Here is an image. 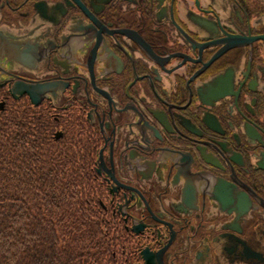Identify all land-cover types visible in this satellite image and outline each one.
I'll return each instance as SVG.
<instances>
[{"label":"flooded vegetation","instance_id":"obj_1","mask_svg":"<svg viewBox=\"0 0 264 264\" xmlns=\"http://www.w3.org/2000/svg\"><path fill=\"white\" fill-rule=\"evenodd\" d=\"M20 99L131 264H264V0H0V112Z\"/></svg>","mask_w":264,"mask_h":264},{"label":"trees","instance_id":"obj_2","mask_svg":"<svg viewBox=\"0 0 264 264\" xmlns=\"http://www.w3.org/2000/svg\"><path fill=\"white\" fill-rule=\"evenodd\" d=\"M31 112L26 99L0 112V264H128L133 240L107 221L92 179L28 124Z\"/></svg>","mask_w":264,"mask_h":264},{"label":"water","instance_id":"obj_3","mask_svg":"<svg viewBox=\"0 0 264 264\" xmlns=\"http://www.w3.org/2000/svg\"><path fill=\"white\" fill-rule=\"evenodd\" d=\"M14 87L16 88V90L18 89L21 92H26L28 94L30 102L33 105H37L42 98L41 92L44 88V84L33 85V84H29V83H15ZM33 88H36V90H38V92L36 94L31 92V90ZM13 96L17 97L15 94H13ZM0 107H1V102H0ZM132 230L136 231V229L134 227H132ZM140 253L142 254L144 261L141 263H135V264H155L156 256L154 253L148 252L147 248L142 249L140 251Z\"/></svg>","mask_w":264,"mask_h":264},{"label":"rangeland","instance_id":"obj_4","mask_svg":"<svg viewBox=\"0 0 264 264\" xmlns=\"http://www.w3.org/2000/svg\"><path fill=\"white\" fill-rule=\"evenodd\" d=\"M131 254H132V253H131ZM131 254H130V255H131ZM135 256L137 257V254H135ZM133 257H134V255H131V256H130V258L128 259V264H131V262H132L133 259H134ZM136 257H135V258H136Z\"/></svg>","mask_w":264,"mask_h":264}]
</instances>
